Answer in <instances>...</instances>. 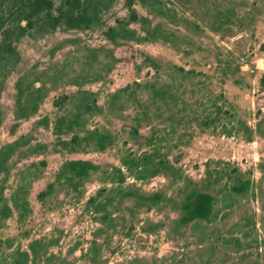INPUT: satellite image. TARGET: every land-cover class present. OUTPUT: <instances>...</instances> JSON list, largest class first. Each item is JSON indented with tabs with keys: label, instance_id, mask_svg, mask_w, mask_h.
<instances>
[{
	"label": "rangeland",
	"instance_id": "374dc122",
	"mask_svg": "<svg viewBox=\"0 0 264 264\" xmlns=\"http://www.w3.org/2000/svg\"><path fill=\"white\" fill-rule=\"evenodd\" d=\"M0 264H264V0H0Z\"/></svg>",
	"mask_w": 264,
	"mask_h": 264
},
{
	"label": "trees",
	"instance_id": "16d2710c",
	"mask_svg": "<svg viewBox=\"0 0 264 264\" xmlns=\"http://www.w3.org/2000/svg\"><path fill=\"white\" fill-rule=\"evenodd\" d=\"M72 1L76 2V8H78L80 0H72ZM69 165L73 166L75 169L78 168L77 173L79 176L85 175L88 169L94 167L93 164H90L89 162H85L81 160L69 162ZM233 189L236 191H240L242 187L236 186V187H233ZM211 203H212V197L210 194L203 193V194L197 195L193 199V202L190 205H188L189 215L191 217L206 215L209 211V207Z\"/></svg>",
	"mask_w": 264,
	"mask_h": 264
}]
</instances>
